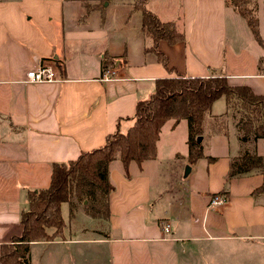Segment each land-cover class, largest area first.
<instances>
[{
    "label": "crops",
    "instance_id": "obj_1",
    "mask_svg": "<svg viewBox=\"0 0 264 264\" xmlns=\"http://www.w3.org/2000/svg\"><path fill=\"white\" fill-rule=\"evenodd\" d=\"M133 1L0 0V245L20 233L26 191L47 186L53 163L125 133L154 80L222 76L227 85L264 98V0H247L261 44L229 0H146L145 8L159 22H172L184 39L157 44L166 69L145 51L151 43L136 21L134 30L128 26L137 12ZM41 62L58 67L60 81L25 83L24 73ZM109 70L112 79L101 82ZM233 123L224 100L214 101L202 122L201 159L189 163L186 122H165L154 159L129 163L127 176L118 159L109 165L108 220L76 208L62 238L29 244L28 264H75L71 245L96 243L113 251L114 244H158L161 234L171 246L208 243L238 253L231 264H264V191L257 192L263 176L252 171L227 179L241 154L264 158V143L240 144ZM216 195L225 203L207 209ZM97 224L118 236L80 238L94 235ZM158 224L168 225L169 233Z\"/></svg>",
    "mask_w": 264,
    "mask_h": 264
},
{
    "label": "trees",
    "instance_id": "obj_2",
    "mask_svg": "<svg viewBox=\"0 0 264 264\" xmlns=\"http://www.w3.org/2000/svg\"><path fill=\"white\" fill-rule=\"evenodd\" d=\"M142 4H132L133 11L140 13V31L150 40L145 51L155 56L164 69L166 58L156 46L159 42L169 45L181 43L183 36L172 22L161 23ZM100 4L107 0H100ZM229 5L246 22L254 40L261 44L253 11L247 8V0H229ZM111 63H109L110 65ZM171 71V69H168ZM152 94L136 102L132 123L125 133L118 131L107 136L101 147L78 156L66 163H53L45 188L26 191L27 210L19 215L20 233L0 245V264H28V246L32 242L52 241L62 238L64 221L62 204L68 206V219L81 206L82 213L91 219L108 220V196L113 191L108 181V166L113 158L121 164L125 176L129 163L139 166L143 161L154 159L156 140L160 127L167 121L186 122L187 159L193 163L201 159L202 122L214 101L222 98L226 110L233 112L231 119L240 144L250 140L264 143V98L254 96L243 86H229L222 76L206 78L182 77L175 74L169 79L154 80ZM258 172L263 176L264 158L247 152L231 161L227 179L233 176ZM48 230H52L47 233Z\"/></svg>",
    "mask_w": 264,
    "mask_h": 264
},
{
    "label": "rangeland",
    "instance_id": "obj_3",
    "mask_svg": "<svg viewBox=\"0 0 264 264\" xmlns=\"http://www.w3.org/2000/svg\"><path fill=\"white\" fill-rule=\"evenodd\" d=\"M143 2V0H134L131 2V6L134 3L142 4ZM138 20L139 12L137 11L135 14L131 15L128 22V26L131 27V30H134L136 26L140 27ZM232 113L233 112H230V115ZM115 160H117L116 157L112 159V162ZM77 206L81 209L80 205ZM61 207V218L66 227L63 233H65L70 223V220H68V206L63 204ZM158 225L160 228L162 227V224ZM92 230L94 235L86 232L80 235V238L87 237L90 240H96L95 238H99L100 236L109 237L110 239L114 236H118L117 233L107 231L104 226L98 224ZM163 238L164 235L161 234L158 244L143 245L134 242L114 244L112 245L113 251H109L105 245H97L96 243H85V245L77 243L71 246L72 250H74L75 264H231L233 260L239 257L238 253H230L229 251L226 253L219 245L204 243L201 246H196V248L186 249L179 246L167 245L162 242ZM116 245H118L119 248H117Z\"/></svg>",
    "mask_w": 264,
    "mask_h": 264
},
{
    "label": "built area",
    "instance_id": "obj_4",
    "mask_svg": "<svg viewBox=\"0 0 264 264\" xmlns=\"http://www.w3.org/2000/svg\"><path fill=\"white\" fill-rule=\"evenodd\" d=\"M59 68L54 66L51 62L50 63H43L41 62L38 66L35 67V69L25 72L24 82L28 84H50V82H57L60 81L58 77L57 71ZM114 75L113 71H106L101 76L100 81L101 82H109V80L112 79ZM226 200H224L223 197L216 195L211 196L208 199L207 209H214L217 208V206H221L225 203ZM161 232L164 234L169 233L168 225L164 224L161 228Z\"/></svg>",
    "mask_w": 264,
    "mask_h": 264
},
{
    "label": "water",
    "instance_id": "obj_5",
    "mask_svg": "<svg viewBox=\"0 0 264 264\" xmlns=\"http://www.w3.org/2000/svg\"><path fill=\"white\" fill-rule=\"evenodd\" d=\"M196 142L200 143V138L196 139ZM187 171V168L185 169V172Z\"/></svg>",
    "mask_w": 264,
    "mask_h": 264
}]
</instances>
